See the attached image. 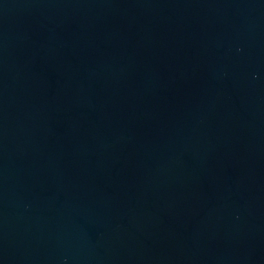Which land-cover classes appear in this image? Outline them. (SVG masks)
Listing matches in <instances>:
<instances>
[{"label":"water","instance_id":"95a60500","mask_svg":"<svg viewBox=\"0 0 264 264\" xmlns=\"http://www.w3.org/2000/svg\"><path fill=\"white\" fill-rule=\"evenodd\" d=\"M0 264H264V0H0Z\"/></svg>","mask_w":264,"mask_h":264}]
</instances>
